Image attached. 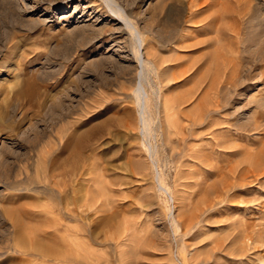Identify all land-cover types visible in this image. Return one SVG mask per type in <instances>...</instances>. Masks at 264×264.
Returning a JSON list of instances; mask_svg holds the SVG:
<instances>
[{
  "label": "rangeland",
  "instance_id": "obj_1",
  "mask_svg": "<svg viewBox=\"0 0 264 264\" xmlns=\"http://www.w3.org/2000/svg\"><path fill=\"white\" fill-rule=\"evenodd\" d=\"M65 1L0 0V264H264V0H116L143 66Z\"/></svg>",
  "mask_w": 264,
  "mask_h": 264
},
{
  "label": "bare ground",
  "instance_id": "obj_2",
  "mask_svg": "<svg viewBox=\"0 0 264 264\" xmlns=\"http://www.w3.org/2000/svg\"><path fill=\"white\" fill-rule=\"evenodd\" d=\"M19 1V0H18ZM107 2H108V4L110 5V7H111V11L115 14V17L117 18V20H119L120 22H121V24H123L124 25V27H126V28H128L129 30H131L132 31V33H133V36H134V39L136 40L135 42L137 43V50H138V60H139V63H140V65L141 66H143L144 65V48H143V45H144V43H143V40H142V37H141V35L139 34V32L137 31V29L135 28V26H134V24L131 22V20L129 19V17H128V14L126 13V10L116 1V0H106ZM105 1V2H106ZM36 2V1H35ZM74 4H80L81 3V0H68V1H65V2H63V4L64 3H67V5L68 6H70V4L72 5L73 3ZM60 3V2H59ZM237 3V2H236ZM246 4V3H245ZM230 5V4H229ZM241 5V4H240ZM78 6H76L75 8H77ZM109 7V6H108ZM209 9V8H208ZM252 9V8H251ZM184 10V9H183ZM199 10V9H198ZM185 12V11H184ZM200 12V11H199ZM224 12V11H223ZM256 12V11H255ZM208 13V12H207ZM249 13V12H248ZM253 14V13H252ZM177 16H178V14H177ZM210 16V15H209ZM235 17V16H234ZM115 18V19H116ZM237 18H238V16H237ZM255 18H256V16L254 15L253 17H252V19L253 20H255ZM183 19V18H182ZM238 21V20H237ZM235 22H236V20H235ZM242 22V21H241ZM264 22V21H263ZM238 23V22H237ZM249 23H251V20H250V22ZM255 23V22H254ZM224 24V23H223ZM242 24V23H241ZM241 24H240V26H241ZM259 24V26H260V24H262V23H258ZM227 25V24H226ZM262 25H264V24H262ZM176 26V25H175ZM243 26V25H242ZM262 27H264V26H262ZM262 27H260V28H262ZM179 28V27H178ZM227 28V27H226ZM238 28V27H237ZM253 28V27H252ZM250 29H251V25H250ZM238 31V30H237ZM254 31V30H253ZM252 33V32H251ZM209 41V40H208ZM206 45V44H205ZM196 49V48H195ZM262 51H263V53H264V45L262 46V49H261ZM205 55H206V53H205ZM204 57V56H203ZM143 68V67H142ZM142 72V71H141ZM198 73V72H197ZM142 85L141 84H139V88H138V92H137V96H138V99H139V106H140V108H144L145 106V104H143V100H144V98H143V93H142ZM229 104V103H228ZM145 109V108H144ZM144 114V113H143ZM142 114V115H143ZM141 115V116H142ZM6 210V209H5ZM11 210V209H10ZM9 209L8 210H6V212H5V214H6V216L7 217H9L11 220H12V222H13V224H14V226L15 227H19L20 226V224H21V221L20 220H18L12 213H11V211H10ZM19 218V217H18ZM36 230H38V229H36ZM38 231H40V229L38 230ZM37 232V231H36ZM38 233V232H37ZM9 241V240H8ZM15 241V240H14ZM39 246V245H38ZM1 248H2V246H1ZM5 248V247H4ZM28 250V249H27ZM245 248L244 249H242V251H241V255H243V254H245ZM29 251V250H28ZM31 251V250H30ZM35 253H36V255H40V256H56V255H59V252L56 250V251H54V250H52V249H50V248H48V247H46V248H36V250H35V252H34V255H35ZM32 255H33V253H32ZM245 258V257H244ZM239 260V259H238Z\"/></svg>",
  "mask_w": 264,
  "mask_h": 264
}]
</instances>
